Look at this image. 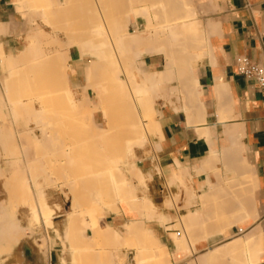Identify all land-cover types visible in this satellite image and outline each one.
<instances>
[{
  "label": "crops",
  "instance_id": "0c3cea01",
  "mask_svg": "<svg viewBox=\"0 0 264 264\" xmlns=\"http://www.w3.org/2000/svg\"><path fill=\"white\" fill-rule=\"evenodd\" d=\"M18 1L0 0V46L8 60L21 52L18 42L31 29L26 17L30 13L20 10ZM180 1L179 6L172 0L161 13L172 23L152 32L187 31V27L188 45L193 41L201 49L186 62L184 71L176 64L167 81L150 90L161 92L150 119L145 120L147 125L154 121L156 133L148 149L138 155L147 182L140 197L148 201L136 205L150 203L149 210L120 206L99 228L103 237L96 238L87 228L76 233V241L66 243L63 223L56 217L61 212L57 205L60 210H52L51 216L60 231L48 232L40 217L41 229L32 233L30 209L18 206L31 201L16 206L10 203L9 192L16 186L34 189L25 177L14 173L15 161L1 155L0 147V175H6L0 178V193H5L4 198L0 196V224L11 223L10 218L13 222L15 215L20 225L18 242L10 238L13 232L6 233L10 251L3 241L8 251L0 250V264H138V258L149 257L159 259L158 264H207L213 250L236 239L243 251L227 257L233 255L235 264H255L249 255L257 254L256 264H264V87L242 75L237 65L240 56H247L264 69V0ZM147 26V19L139 17L129 31L135 33L137 28L149 39ZM152 35L150 45L135 48L138 83L144 74H162L168 67L166 54L157 51L158 36ZM72 76L75 84L81 83L79 67H74ZM181 81L193 86L184 88ZM16 132L25 129L16 131L14 122L0 121V138ZM240 207L249 209L247 218L239 220ZM129 225H136L140 232L128 236ZM227 259L219 264H233Z\"/></svg>",
  "mask_w": 264,
  "mask_h": 264
},
{
  "label": "bare ground",
  "instance_id": "6f19581e",
  "mask_svg": "<svg viewBox=\"0 0 264 264\" xmlns=\"http://www.w3.org/2000/svg\"><path fill=\"white\" fill-rule=\"evenodd\" d=\"M89 1H93V0H64V3L60 4L61 8L59 10V13L55 12V11H58L56 9L54 12L50 14H52L53 16L56 14H59V17L57 18L58 20L56 19V21L61 26H64V27H61V29L64 28L68 30L69 32V33L67 32L68 33L67 36L69 37L68 39L81 40L83 44L85 41L86 46L83 45L84 46L83 48L90 46L89 48L90 50L91 49L92 50L91 52H89V48H87L88 52L92 53V55H97V57H94V60H92L90 64L86 66L85 74H84L85 80L87 81V85L92 84L93 86V83L95 85L97 82L100 84V82L102 83L104 81L102 85L100 84V87H102V89L101 91L97 93L98 94L97 97H94L93 95H91L89 91H84L83 93L81 92L83 95L82 98L80 95L81 99L80 100L78 99L77 101V97H79L78 96L79 92L71 91L70 84H69L70 73H69L68 66H69V61L71 59L72 50L70 49L67 53H64L62 51L64 48L61 49L62 45L58 41L57 43H59V46L57 47L54 46V48H50V49H44L41 37L45 36L48 39H52V35L54 34V33H50L47 31H41V32H38L37 34L35 32L34 34L31 33L28 36V43H26L27 46L25 47L24 51L19 56L20 58L15 59L14 57L13 58L10 57L9 60L7 59L8 62L10 61L11 70L9 71V74L6 76V79H5L6 87L12 84V86L16 88L19 82L25 79V82H27V84L32 89H34L32 91V94H30L31 98L29 99V102H27L25 105H26V108L31 111V114H30L32 116L31 120L33 119L37 123V125L41 127L43 137L46 139L47 142L50 143L51 141H53V139L58 137L65 144L66 141H63V140L71 139L70 141H74L77 144L76 145L77 147L75 146L74 152H73L74 157L76 159H87V158H92L93 160L96 159L94 160V166L92 168L91 167L88 169L82 168V169L77 170L75 173L68 172L67 168L63 164H61V167L59 168L60 175L64 176L65 179L67 178L65 177V175L67 176L69 175L70 178H73V177L77 178L76 181L74 180L76 183L70 179L71 181H70V186H69V191L73 196V207H76L77 204L79 203L89 202L88 200L91 199L89 193L91 191H101L102 187L104 188V185L106 184L110 186H112L113 184V186H115L116 180L120 182L118 178L116 179V175H117L116 173L114 175L115 178L113 177V173L115 170H111V172L113 171L111 173L112 174L111 177L109 175H108L109 177L107 176V173H109V171H107L106 173V168L109 165V164L107 165V163L110 161L109 163H111V165L109 167L114 165L119 168L120 162L126 165L128 164V161L133 162L134 158L136 157L135 147L139 145V143L142 141L143 137L145 136L144 133L145 132L147 133L148 131V127L146 129V126L143 124V119L141 118V115H140L141 110L139 111V107L141 106L142 111L144 110L146 114H149L152 112L151 102L148 101L150 97L147 98L148 96H146V94L144 93L146 92L149 93L151 89L157 86H160L164 82H166L168 75H170V73L173 72V68L174 66H176V64L179 63L180 65L179 70L184 71L186 62L193 60L194 57L196 58L197 55L195 54V51H197V49L199 50L201 49L200 46H198L199 47L198 48L197 47L198 44H196V42L194 43L193 41L191 43L189 41V45H188L189 38L186 37V34L189 33V31L187 27H185V30H187L186 32L185 31L182 32V30L180 32L178 30L177 31L175 30V32L172 31L173 33L171 32V37L172 39H174L173 40L174 44L172 42L171 43L173 45L164 43L165 42L164 40H162V42L161 41L159 42L157 40L160 43V46L158 47L157 51H163L166 54V57L168 58V67H167L166 72L162 74H144V78L141 83H137L133 81L132 82L133 84H131L132 90L125 91L124 81L121 79L119 71L117 69L112 70L111 68V66L112 67H115V66L112 65L114 64V57L112 59L113 54L110 55L111 54L109 51L110 43L108 44L107 41L105 42L104 38H102L104 40L100 38L101 40L99 41H97V38H96V41H95V39L92 37L94 30H89V32L86 31L90 29V26L92 27V24L91 25L89 24L90 22H93L94 24H96L95 21L98 19L96 18V15H99L100 17H102V14L104 13L102 12L103 10L97 11V9H96L97 13H95V10H94L95 5H97L95 8H98V7H101L102 4L103 5L105 4L107 8H109L110 10V16H111L110 24H112L113 30L111 29L110 27L111 25H110L109 31L112 30L113 32L116 33L114 49H115V54H117L118 56L123 55L124 51L126 52V50L130 49V47L132 48V46H134V48H138L140 46L137 47V45H142V44L146 46L150 45L148 41L149 39H151V35H149V39L141 35H135V36L131 35L129 37V40H127L128 38H125L126 31H127L126 23L128 21V15H131V14L123 15V13L126 12V11H122L123 10L122 4L125 3L124 0H95L94 4L89 3ZM133 1H136V0H133ZM133 1L131 2L133 3ZM171 1L172 0L162 1L161 4L167 6V5L172 4ZM176 1L179 2L180 0H176ZM145 2H152L153 4V0L152 1L146 0ZM180 2L177 3L179 6H180ZM41 4L42 3H40V5ZM91 4H93L92 5L94 6L93 8H91L92 7ZM159 4L160 2L157 5ZM37 5H39V2L37 3ZM62 5H65V6L62 7ZM173 5H176V2ZM173 5L171 6L173 7ZM178 5H176L177 8H174L175 10L178 9L179 7ZM129 7H130V4H129ZM132 9L133 7L131 8V10ZM129 11H130V8H129ZM94 14H95V19L94 17H91V16H94ZM104 15H106V13ZM107 15L104 16L105 19L106 17H108ZM180 17L182 18V16ZM103 20L104 19H102V21ZM166 20L168 21L167 17H166ZM98 23H99V20H97V24ZM101 24L99 25L101 26ZM107 24H109V21ZM87 25H90L89 28H87ZM75 31H78V32H75ZM55 35L58 38L57 34ZM77 40L76 41L74 40V43L79 42ZM81 41H80V45L82 44ZM166 42H169V40H167ZM192 43L195 45H190ZM106 50L110 53L109 54L110 57L107 56L108 52L105 53ZM86 51H84L85 54L88 53ZM0 55L1 56L5 55L2 49V46H0ZM107 57L111 58V63H112L111 66L110 64H108ZM29 59H32L33 61L36 60V69H40V71L38 72L39 75L37 73H36L37 76L30 75V73L29 74L27 73L28 75L25 76V78L20 76L23 79L19 77L18 79L13 80L12 78L13 77L12 75L14 73L13 68L15 67V64H17L16 61L25 62L26 60H29ZM19 64L21 63L19 62ZM24 74L26 75V72H24ZM181 82L184 83V84L182 83L184 87L185 82L184 81H181ZM185 86L190 88L193 86V84H189ZM58 91H65V95L67 98L66 99L67 105L64 104L61 100H59L57 96L53 95ZM142 93L145 95L147 99H145L144 96L142 97L143 95ZM150 94L154 96V94H152V91ZM34 98L39 101L40 108H41V110L39 111H37V109L35 108L34 104L36 103V100ZM63 105L65 107H63ZM103 109L106 110L107 112L106 123L103 121V119L101 120V122L97 121L98 118L101 117L100 114H101V110ZM28 121H30V118ZM153 122L151 123L153 124L154 128H156L157 125L156 124L154 125ZM151 123L148 125L152 126ZM52 124L54 125L55 130L53 132H49V128L51 127ZM153 126L152 128H150L151 130L154 129ZM151 130H149L148 132H151ZM84 140L87 141L86 142L87 148L86 146H83V145L78 146V143L84 144V142H82ZM93 142L97 143L98 145L94 144ZM69 156L70 154L67 153L66 151H62L60 154L61 159L68 158ZM102 165L103 166L107 165V166L105 168H102ZM97 167H99L100 169H98ZM116 170L119 171L118 169ZM119 173L120 171L118 172V175H120ZM140 175H141V180H145V175L142 174L141 171H140ZM9 195H10V203L14 202L17 205L23 202L24 200H29L31 201V203H34V201L38 200L41 202L42 205H45V208H44L45 218H49L52 215V209L46 208L45 198H44V194L42 191L36 192L35 190H31L29 188H27V190L24 191L22 188L16 186L13 192H9ZM149 205L147 207H149ZM137 207L139 208V206ZM58 209L60 210V208ZM240 210L241 211H240L239 220L247 218L248 215L246 214H248L249 209L242 207ZM242 214L245 216L241 217ZM10 216L11 214L8 217ZM13 216L15 217L13 222H12L13 219L11 220V218L10 219L7 218L11 221V223L6 225L5 223L1 221L2 224H0V250L4 249L3 252L5 251V249H7L8 251V248L6 247V243H8L9 241L6 242V239H5L6 233L8 231L9 233H12V232L14 233L13 235L10 234L11 236L10 238L11 239L14 238V240L18 242L16 237L18 236L20 225H19V220L16 218V216L15 215ZM139 225L140 224H138V226ZM189 226L190 225H188V228ZM138 231L139 230L136 225H129L127 228V235L130 236V235L136 234ZM146 236H143V237H146ZM193 239L194 238H192V240ZM3 241L6 242L5 243L6 248L2 247ZM184 242L185 240H183V243ZM178 244H177V247H178ZM184 244L180 245V249H181V246L184 247ZM7 245L9 246V251H10V244L8 243ZM143 245H144V242H143ZM242 248L243 246H242L241 241L239 239H236V240H232L230 242L225 243L222 247L216 250H213L211 254H209L208 256L206 255L207 257L205 255L204 256L206 257V261H208L209 264H219L220 262H222L221 261L222 259L226 260L227 258L229 260H232L230 261L231 263L235 264L234 262L236 261H234V258L232 257L233 255L230 257H227V255L229 256L232 253L241 252L243 251ZM255 253H257V251H255ZM203 257H201V259ZM249 257L251 261L253 260L257 261L258 259L257 254H250ZM157 260L159 259H156V257H149L147 259L138 258V261L136 262H138V264H158L159 261ZM208 262L206 263L208 264ZM226 263H228V261Z\"/></svg>",
  "mask_w": 264,
  "mask_h": 264
},
{
  "label": "rangeland",
  "instance_id": "374dc122",
  "mask_svg": "<svg viewBox=\"0 0 264 264\" xmlns=\"http://www.w3.org/2000/svg\"><path fill=\"white\" fill-rule=\"evenodd\" d=\"M93 1H89V3L94 4L95 0ZM124 1L125 3L122 4L123 6L122 11H126V12H124L123 15L131 14V15H128V21L126 23L127 31H126L125 38H128L127 40H129V37L131 35L139 34V32L137 31V28H135L136 30L135 33L132 30L129 31V29L131 27V24L135 22L137 18L143 17V18H146L148 22V26H147L148 35L156 34L155 36H158L159 42L160 41L162 42V40H164L165 42L164 41L163 42L169 43V45L174 42L173 41L174 39H172L171 37V33L166 30L152 32L154 29H157V28L163 29L164 27H166V25H169L172 23L171 21L168 22L166 20L165 15L164 16L161 15V13H164L168 7V5L166 6V5L161 4L162 1H166V0H158V1L156 0L157 2L153 0V4L152 2H145L146 0H136V1L124 0ZM131 1H133V3ZM18 2L20 3L19 4L20 10L27 11V13H30V16L26 15V17L30 18V23H31L30 28L31 29L27 31L26 33H23L24 35L19 40L18 45L20 49L18 50H21V52L20 53L17 52L15 54V59L20 58L18 55H21L22 51H24L25 47L27 46L26 43H28V36L31 33L34 34L35 32L37 34L38 32H41V31H47L50 33H54L53 34L54 36L52 35L53 40L48 39L45 36L41 37L43 47L44 49H50V48H54V46L55 47L59 46V43H60L62 45L61 49L64 48L62 50L64 53H67L70 49L72 50L71 59L69 61V66H68L69 73H70L69 84H70L71 91L79 92L78 93L79 97H77V101L78 99L80 100L82 98L83 96L82 93L84 91H89L91 95H93L94 97H97L98 95L97 93L101 91L102 89V87H100V84L102 85L104 81L102 83L100 82V84L97 82L95 85L93 83V86H92V84L87 85V81L85 80V77H84L86 66L90 64V62L94 60V57H97V55H92V53H89L92 50V49L90 50L89 48L90 46L83 48L84 47L83 45H85V41L83 44L81 40L68 39L69 38L67 36L69 33L68 30L64 28L61 29V27H64V26H61L56 21V19L59 17V14H56L54 16L50 14L54 12L56 9L58 11H55V12L59 13V10L61 8L60 4H63L64 0H19ZM38 2H39V5H37ZM159 2L160 4L157 5ZM40 3L42 4L40 5ZM93 4H91V6ZM129 4H130V7H129ZM63 6L65 5H62V7ZM96 6L97 5H95V7ZM102 6L98 8H95L94 6L91 7V8L94 7L95 13H97L96 9L97 11L103 10L102 12L104 13L102 14V17H100L99 15H96V18H98L97 20H99V23L97 24V20L95 21L96 24H94L93 22H90L89 24L90 25L92 24V27L90 25H87V28H89L90 26V29L86 31L89 32V30H94L92 37L95 39V41H96V38H97V41L104 38L105 42L107 41L108 44L110 43L109 44L110 50L109 49L108 50L110 51L111 54L107 50L105 53L108 52L107 56L109 57L110 55L113 54L112 59L114 57L115 65L111 63V58L107 57L108 64H110V66L111 64L115 66V67L111 66L112 70L117 69L119 71L120 77L124 81L125 91H130L132 90L131 84H133L132 83L133 81L137 83L140 82L139 73H136V72H139V70L137 69V64H136V59L138 58L137 53H136L134 46H132V48L130 47V49H127L126 52L124 51L123 55L118 56L117 54H115L114 45H115L116 33L112 31L113 26L112 24H110L111 23L110 10L109 8H107L105 4L104 5L102 4ZM132 7H133L132 9L133 11L131 10ZM129 8H130V11H129ZM105 13L106 15L109 14L107 15L108 17H106V19L104 17L106 16L104 15ZM152 14L154 15L152 16ZM91 17H94L95 19V14L94 16H91ZM101 18L104 20L102 21ZM108 21H109V24H107ZM99 24H101V26ZM149 25H151L152 27ZM109 26L111 27L112 32L109 31L110 30ZM75 32H78V31H75ZM55 34H57L58 38L56 37ZM188 34L189 33L186 34V37H188ZM54 40L56 43L54 42ZM74 40L75 41L77 40L79 42L74 43ZM167 40H169V42H166ZM57 41L59 43H57ZM80 41L82 43L81 44L82 46L80 45ZM142 45H137V47L140 46L138 48H141ZM21 47L23 48L21 49ZM87 48H89V52ZM84 51L88 52L89 54L88 53L85 54ZM16 62L17 64H15V67H14L16 70L13 68V72H14L12 75L13 80L18 79L20 76L25 78V76H27L29 73L30 75H36V76L37 74L39 75L38 72L40 71V69H36V60L33 61L32 59H29V60H26L25 62L23 61H16ZM19 62L21 64H19ZM75 66L80 68V73H81L82 80H81V83H78V84L74 83V79H73L74 77L72 76ZM10 68H11L10 61L8 62L5 55L4 56L0 55V121L9 120L11 122H14L16 126V131L17 130L22 131L25 129V132H19V133L16 132L14 134L11 133L9 136H7L6 133H4V135L0 138L2 140V142L0 143V147L3 152L1 155H4L5 157L10 158L9 161H15L14 173H18L21 177H25L28 180L29 185L36 192L37 191L43 192L44 198H45V204L49 205V207L46 206L47 209H52L54 212L55 210L58 209V208H55V206L57 205L60 206L61 212L57 214L56 217L58 218L57 219L58 221L63 223L62 230L64 232V237L66 238L64 242L71 243L73 238H75V241H76V238H77L76 233H81L85 231L87 228H90L94 231V233L96 234L95 235L96 238L103 237L102 236L103 231L99 228L104 227L106 225V221L108 220L109 215H113L114 213L119 212L120 206H123V207L128 206L131 209L137 210L139 212L149 210V208L146 206L140 207L139 209L136 205L139 204V201H144L143 205H146L145 203H147L145 200L146 198L145 196L144 198L140 197L144 195L145 193L144 189L147 188V182L146 180H141L140 167L142 166V163H138V159H139L138 155L140 154V152L148 149L150 137L155 135L156 133V130L155 129L151 130L150 129L151 127L147 125L145 122L146 119H150L152 112L149 114H146L144 110L143 111L145 113L142 111L141 106L139 107V111L141 110L140 115H141V118L143 119V124L146 126V129L148 127V131L151 130V132L147 131V133L150 135H148L145 132L144 133L145 136L143 137L142 141L139 143L138 146L135 147L136 157L134 158L133 162L128 161V164L126 165L120 162L119 164L120 167L118 168L117 166H114V165L109 167L111 163H109L110 161L108 163L106 161L107 165L109 164L108 167L106 168V173L107 171H109L110 173V174L107 173V176L109 175L111 177L112 176L111 173L113 172V171L111 172V170H115L113 173V177L116 173L117 174L116 179L118 178L120 182L116 180L115 186H113V184L112 186L108 184L104 185V188L102 187L101 189L102 192L101 191H91L89 193L91 197V199L88 200L89 202L79 203L77 204L76 207H73V196L69 191V186H70V181L71 180L76 181L77 178L73 177L74 178L73 179V178H70L69 175H68L69 177L65 175V177H67L65 179L64 176L60 175L59 168L61 167V164H63L67 168L68 172L75 173L77 170L82 169V168L84 169H88L90 167L92 168L94 166V160L96 159L94 160L92 158L76 159L74 157L73 152L77 144L74 141H70L71 139L63 140V141H66L65 144L58 137L53 139V141H51L50 143L46 141V139L43 137L41 127L38 126L37 123L33 119L31 120V117H32L30 115L31 111L28 110L25 105L27 102H29V99L31 98L30 94H32V91L34 89H32L27 84V82H25V79L21 77L20 78L23 80L19 82L16 88H14L12 84L8 85V87L5 86V79H6V76L9 74V71L11 70ZM24 72H26V75L24 74ZM160 92L161 91H152V94H154V96L150 94L151 91H149V93L146 92L144 94L148 96L147 98L150 97L148 101L151 102V105L153 106L154 100L157 98L156 96ZM144 94L142 95V97L143 96L145 97ZM53 95L57 96L59 100H61L64 104L67 105V100H66L67 98L65 95V91H58ZM80 95H81V98H80ZM147 98L145 97V99ZM35 100H36V103L34 104L35 108L37 109V111H39L41 110L39 101L37 99ZM63 107L65 106L63 105ZM3 108L5 109L8 108L9 110L3 111L2 110ZM100 115L101 117H99L97 121L101 122V120L103 119V121L106 123V115H107L106 110L104 109L101 110ZM29 118H30V121H28ZM36 127L38 128V130ZM54 130H55V127L52 124L51 127L49 128V132H53ZM86 140L82 141L84 142L85 145L83 143L82 144L78 143V146H82V145L86 146V142H87ZM94 144L98 145L97 143H94ZM62 151H66L67 153L70 154V156L68 158L61 159L60 154ZM23 157H26V159L23 160ZM107 165L105 166L102 165V168H105ZM97 168L100 169L101 166L100 168L99 167ZM116 169L120 171L119 173L120 175H118L119 171H117ZM2 174L3 175H0V178H6L5 173L3 172ZM117 176H119L120 178ZM0 196L2 197L5 196V193H0ZM37 201H34V203L27 202V203L18 205V206H24L27 209H30V212L32 213V217H33L32 222L30 224L32 233L38 232L39 229H41L42 224L40 223L41 221L40 217H42V219L46 221L45 227H46V230H48V232H52L55 230L60 231V229L55 228L56 225L53 223L54 222L53 216H51L50 220L45 218L44 216L45 205H42L40 201L38 202ZM14 204L17 205L16 203ZM177 227H179L180 229L182 228L181 225H178ZM98 247L102 248L103 246L100 245ZM255 264H256V261H255Z\"/></svg>",
  "mask_w": 264,
  "mask_h": 264
},
{
  "label": "built area",
  "instance_id": "2783aa9c",
  "mask_svg": "<svg viewBox=\"0 0 264 264\" xmlns=\"http://www.w3.org/2000/svg\"><path fill=\"white\" fill-rule=\"evenodd\" d=\"M239 72L250 78H254L259 86L264 87V69L261 65L247 56H240L237 61Z\"/></svg>",
  "mask_w": 264,
  "mask_h": 264
}]
</instances>
